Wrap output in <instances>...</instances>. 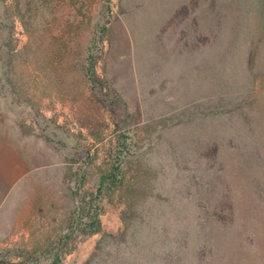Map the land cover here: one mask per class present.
I'll return each instance as SVG.
<instances>
[{
	"label": "rangeland",
	"instance_id": "rangeland-1",
	"mask_svg": "<svg viewBox=\"0 0 264 264\" xmlns=\"http://www.w3.org/2000/svg\"><path fill=\"white\" fill-rule=\"evenodd\" d=\"M55 251L264 264V0H0V260Z\"/></svg>",
	"mask_w": 264,
	"mask_h": 264
},
{
	"label": "trees",
	"instance_id": "trees-1",
	"mask_svg": "<svg viewBox=\"0 0 264 264\" xmlns=\"http://www.w3.org/2000/svg\"><path fill=\"white\" fill-rule=\"evenodd\" d=\"M88 73L90 76L95 77L96 80H99L96 77L93 62H90L89 66H88ZM90 76H89V78L91 80H93ZM112 173L113 172L110 173L107 169L102 171V173L100 172V174H102L101 178H100L101 180L99 181V187L100 188L103 187L105 190V189H110L112 187L117 186V184L120 181H118L116 175L112 174ZM100 194L101 193H99V190H98V193L94 197L93 200H96L98 198V195H100ZM70 195L72 198L74 196L78 197V199L80 201L79 202V206H80L79 211L82 213L83 216L88 215V218H89L88 223H84L83 226L80 225L81 222H78L76 229H79L80 233L84 234V235H91V234L99 233L101 231V224H100V220L98 218V213H99L100 208L98 207V203L96 201L94 203L95 205L93 204V200H92L93 193H81V194L70 193ZM86 198H88V200H86ZM91 213H92V216H91ZM80 220H82V218H80ZM69 229L71 230L70 233H74L76 230L75 228H72V226H70ZM14 255L16 258H20V260H19V262L13 263V264H29V263H27L28 257L26 256V254L23 255V253H21V252H15ZM54 256H55L54 260H53L54 262H52L51 264H59L60 259H59L58 251L57 252L55 251ZM4 263H5V261L0 260V264H4Z\"/></svg>",
	"mask_w": 264,
	"mask_h": 264
},
{
	"label": "crops",
	"instance_id": "crops-1",
	"mask_svg": "<svg viewBox=\"0 0 264 264\" xmlns=\"http://www.w3.org/2000/svg\"><path fill=\"white\" fill-rule=\"evenodd\" d=\"M8 171V169L5 170V172ZM36 182L37 179H31L30 181H34ZM8 184V182L6 183V185ZM5 185V186H6ZM43 189L45 190V187H43ZM43 189H40V192L39 193H44L45 191ZM10 186H9V189L8 188H4L3 192L2 193H10ZM48 192V191H47ZM22 193H24V191H22Z\"/></svg>",
	"mask_w": 264,
	"mask_h": 264
}]
</instances>
